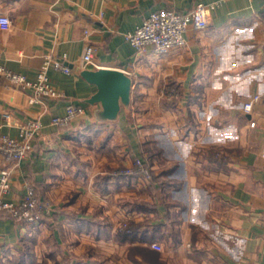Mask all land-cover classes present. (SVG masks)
<instances>
[{
    "label": "crops",
    "instance_id": "0c3cea01",
    "mask_svg": "<svg viewBox=\"0 0 264 264\" xmlns=\"http://www.w3.org/2000/svg\"><path fill=\"white\" fill-rule=\"evenodd\" d=\"M199 2L215 7L183 46L137 54L124 38L151 11ZM2 14L0 64L33 79L50 55L70 72L49 69L61 95L36 103L0 84V135L41 122L24 159L0 155L5 197L31 184L51 205L36 223L0 211V264H264V0H0ZM87 44L133 78L130 121L51 123L94 91L76 70ZM135 158L150 181L123 173Z\"/></svg>",
    "mask_w": 264,
    "mask_h": 264
},
{
    "label": "built area",
    "instance_id": "2783aa9c",
    "mask_svg": "<svg viewBox=\"0 0 264 264\" xmlns=\"http://www.w3.org/2000/svg\"><path fill=\"white\" fill-rule=\"evenodd\" d=\"M214 3H197L187 11H176L172 9H158L151 11L133 31L125 32L124 38L130 43L137 54H142L148 47L156 54H165L173 48L185 44V31L189 25L202 28L207 25L210 12L214 9ZM10 20L6 15H0V28L7 30L10 27ZM87 30H85V33ZM95 48L87 44L80 56L79 66L94 63ZM55 69L69 73L70 68L63 62V59L45 55L37 75L27 78L24 74L15 72L0 64V84L28 90V102L36 103L43 98L58 97L61 94L50 83L48 70ZM260 96L254 94L242 103V111L249 113ZM82 112V108L72 103L65 106L64 113L51 118V123L56 126H65L74 117ZM254 125V121L249 123ZM41 122L38 119L28 120L19 127L16 136L7 134L0 135V155L7 162L17 164L32 151V140L39 133ZM264 156V144L262 147ZM125 174L137 175L141 181L148 182L150 169L141 158H135L131 166L123 170ZM10 190V170L0 169V211L15 218L20 222H39L49 211L50 202L38 197L35 188L31 184L25 186L24 194L17 200L6 199L5 195ZM155 250H161L158 243H151Z\"/></svg>",
    "mask_w": 264,
    "mask_h": 264
},
{
    "label": "water",
    "instance_id": "95a60500",
    "mask_svg": "<svg viewBox=\"0 0 264 264\" xmlns=\"http://www.w3.org/2000/svg\"><path fill=\"white\" fill-rule=\"evenodd\" d=\"M78 74L93 85V93L86 99L72 104L82 112L68 124H104L119 120L130 121L131 90L133 78L122 68L104 67L88 63L77 67ZM98 105V114L91 115L90 107Z\"/></svg>",
    "mask_w": 264,
    "mask_h": 264
},
{
    "label": "rangeland",
    "instance_id": "374dc122",
    "mask_svg": "<svg viewBox=\"0 0 264 264\" xmlns=\"http://www.w3.org/2000/svg\"><path fill=\"white\" fill-rule=\"evenodd\" d=\"M144 161V160H143ZM144 163L146 164V162L144 161ZM147 165V164H146ZM148 166V165H147ZM149 167V166H148ZM149 169L151 170V168L149 167ZM150 179H151V173H150Z\"/></svg>",
    "mask_w": 264,
    "mask_h": 264
},
{
    "label": "trees",
    "instance_id": "16d2710c",
    "mask_svg": "<svg viewBox=\"0 0 264 264\" xmlns=\"http://www.w3.org/2000/svg\"><path fill=\"white\" fill-rule=\"evenodd\" d=\"M150 173H151V170H150ZM125 174V173H124ZM128 175V174H127ZM148 181H150V179L148 180Z\"/></svg>",
    "mask_w": 264,
    "mask_h": 264
}]
</instances>
